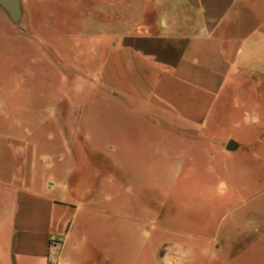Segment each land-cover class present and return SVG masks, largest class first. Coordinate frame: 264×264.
I'll return each instance as SVG.
<instances>
[{"label":"rangeland","instance_id":"374dc122","mask_svg":"<svg viewBox=\"0 0 264 264\" xmlns=\"http://www.w3.org/2000/svg\"><path fill=\"white\" fill-rule=\"evenodd\" d=\"M112 1L113 25L134 20L128 0ZM22 3L21 27L0 7V137L53 136L45 146L53 155L85 149L58 141L65 119L93 137L88 157L66 159L77 215L48 264H264L258 97L214 111L192 135L164 127L89 90L105 52L88 24L92 0ZM60 177L47 175L54 189Z\"/></svg>","mask_w":264,"mask_h":264},{"label":"crops","instance_id":"0c3cea01","mask_svg":"<svg viewBox=\"0 0 264 264\" xmlns=\"http://www.w3.org/2000/svg\"><path fill=\"white\" fill-rule=\"evenodd\" d=\"M127 4L134 20L113 25V1L92 0L88 24L105 52L89 90L123 109L137 106L164 127H189L188 135L230 102L243 109L258 97L264 106V0ZM69 123H60L58 141H83L84 150L53 155L45 148L53 136L0 137V264H48L53 245L69 235L77 210L66 197V159L86 158L93 141L88 129ZM51 174L63 176L58 189Z\"/></svg>","mask_w":264,"mask_h":264},{"label":"water","instance_id":"95a60500","mask_svg":"<svg viewBox=\"0 0 264 264\" xmlns=\"http://www.w3.org/2000/svg\"><path fill=\"white\" fill-rule=\"evenodd\" d=\"M0 7L8 14L14 25L21 27L24 13L22 0H0ZM238 148L239 144L234 140H230L226 146V149L229 152H234Z\"/></svg>","mask_w":264,"mask_h":264}]
</instances>
